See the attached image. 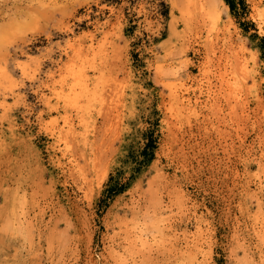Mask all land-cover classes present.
I'll list each match as a JSON object with an SVG mask.
<instances>
[{
  "label": "rangeland",
  "instance_id": "rangeland-1",
  "mask_svg": "<svg viewBox=\"0 0 264 264\" xmlns=\"http://www.w3.org/2000/svg\"><path fill=\"white\" fill-rule=\"evenodd\" d=\"M0 81V264H264V0H0Z\"/></svg>",
  "mask_w": 264,
  "mask_h": 264
},
{
  "label": "bare ground",
  "instance_id": "bare-ground-1",
  "mask_svg": "<svg viewBox=\"0 0 264 264\" xmlns=\"http://www.w3.org/2000/svg\"><path fill=\"white\" fill-rule=\"evenodd\" d=\"M81 50H82V49H81ZM90 50H91V49H90ZM78 51H79V50H78ZM80 52H81V51H80ZM84 52H85V51H84ZM92 52H93V50H92ZM77 54H79V53H77ZM77 54H75V55H77ZM79 56H80V55H79ZM79 56H77V57L79 58ZM83 56H84V55H83ZM85 56H86V55H85ZM87 57H89V56H87ZM75 58H76V56H75ZM81 58H82V57H81ZM83 58H84V57H83ZM80 60H81V59H80ZM80 60H79V63H80ZM85 60H86V59H85ZM246 60H247V59H246ZM252 60H253V59H252ZM86 61H87V60H86ZM86 61H85V62H86ZM89 61H90V60H89ZM89 61H87V62H89ZM253 61H254V60H253ZM241 62H242V61H241ZM89 63H90V62H89ZM247 63H248V61H247ZM80 64H81V63H80ZM83 64H84V63H83ZM87 64H88V63H87ZM75 65H78V64H75ZM88 65H90V64H88ZM241 65H242V64H241ZM247 65H248V64H247ZM242 66H243V65H242ZM20 67H21V66H20ZM250 67H251V66H250ZM250 67H249V68H250ZM4 69H6V68H4ZM21 69H22V68H21ZM75 69H76V68H75ZM251 69H252V68H251ZM243 70H244V69H243ZM83 72H85V71H83ZM255 72H256V71H255ZM2 73H3V72H2ZM4 73H6V71H4ZM70 73H71V72H70ZM247 73H248V72H247ZM252 73H253V72H252ZM81 75H83V74H81ZM240 75H241V74H240ZM9 76H10V75H9ZM9 76H8V77H9ZM78 76H79V75H78ZM75 77H76V76H75ZM75 77H74V78H75ZM79 77H80V76H79ZM240 77H241V76H240ZM76 78H77V77H76ZM177 78H178V77H177ZM2 79H3V78H2ZM10 79H11V77L9 78V80H10ZM12 79H13V78H12ZM70 79H71V78H70ZM70 79H68V80H69L68 83H70ZM72 79H73V78H72ZM226 79H227V77H226ZM81 80H82V78H81ZM88 80H89V79H88ZM179 80H181V79H179ZM230 80H231V79H230ZM72 81H75V80H72ZM227 81H228V80H227ZM1 82H3V81H0V83H1ZM13 82H14V81H13ZM86 82H87V81H86ZM83 83H84V82H83ZM3 84H4V83H3ZM7 84H8V83H7ZM222 84H223V83H222ZM224 84H225V83H224ZM20 85H21V83L19 84V86H20ZM82 85H83V84H82ZM237 85H238V84H237ZM14 86H15V85H14ZM16 86H17V85H16ZM84 86H85V85H84ZM84 86H83V87H84ZM64 87H65V86H64ZM87 87H88V86H87ZM90 87H91V86H90ZM84 88H85V87H84ZM68 90H69V88H68ZM77 90H78V89H77ZM89 90H90V89H89ZM91 90H92V93H93V92H94L93 89H91ZM172 90H173V89H172ZM66 91H67V90H66ZM66 91H65V93H66ZM73 91H74V89H73ZM85 91H86V90H85ZM62 92H63V91H62ZM235 92H236V91H235ZM86 93H87V92H86ZM88 93H90V92H88ZM174 93H175V92H174ZM176 93H178V92L176 91ZM179 93H180V92H179ZM82 94H83V93H82ZM182 94H183V93H182ZM90 95H91V94H90ZM172 95H173V94H172ZM178 95H180V94H178ZM75 96H76V94H75ZM80 96L82 97L83 95H80ZM88 96H89V95H88ZM238 96H239V95H238ZM238 96H237V99H238ZM61 97H62V96H61ZM93 97H94V96H93ZM187 97H188V96H187ZM239 97H240V96H239ZM241 97H242V95H241ZM83 98H84V97H83ZM178 98H179V97H178ZM64 99H65V98H64ZM74 99H76V98H74ZM78 99H79V98H78ZM78 99H77V100H78ZM85 99H86V98H85ZM85 99H84V100H85ZM91 99L93 100V98H91ZM182 99H183V101H184L183 103H187L186 105L184 104V106H182V107H183L182 109L186 110L185 113H186L187 111H190V113H191V112L193 113V111H194V112L196 111V110H195V109H196L195 105H192V104H191L192 101H190L189 99H186V97H184V96L182 97ZM59 100H60V99H59ZM87 100H88V99H87ZM177 100H179V99H177ZM0 101H1V100H0ZM4 101H5V100H4ZM4 101L2 100L1 102H4ZM63 101H65V100H63ZM73 101H74V100H73ZM73 101H72V102H73ZM75 101H76V100H75ZM89 101H90V100H89ZM89 101H88V102H89ZM5 102H6V101H5ZM5 102H4V103H5ZM60 102H61V101H60ZM60 102H58V103H60ZM66 102H69V101H66ZM66 102H65V103H66ZM78 102H79V101H78ZM78 102H76V103H78ZM85 102H87V101L85 100ZM82 103H83V102H82ZM89 103H90V102H89ZM194 103H195V102H194ZM67 104H68V103H67ZM74 104H75V103H74ZM74 104H73V106H75ZM86 104H88V103H86ZM90 104H91V103H90ZM196 105H197V104H196ZM66 106H67V105H66ZM69 106H70V105H69ZM76 106H78V105L76 104ZM63 107H64V104H63ZM83 107H84V106H83ZM88 107H89V105H88ZM170 107H171V106H170ZM69 108H70V107H69ZM71 108H72V107H71ZM85 108H86V107H85ZM171 108H172V107H171ZM171 108H169V109H171ZM81 109H82V108H81ZM88 109H90V107H89ZM88 109L86 108L87 112H88ZM172 109H173V108H172ZM171 111H174V110H171ZM244 111H245V110H244ZM79 112H80V111H79ZM83 112H84V109H83ZM247 112H248V111H247ZM89 113H90V112H89ZM170 114H171V113H170ZM179 114H180V113H179ZM79 115H80V114H79ZM68 116H69V115H68ZM174 116H175V115H174ZM83 117H84V116H83ZM83 117H82V120H83ZM190 117H191V116H190ZM177 118H178V117H177ZM77 119H78V118H77ZM171 120H172V119H171ZM186 120H187V117H186ZM83 121H84V120H83ZM66 123H67V122H66ZM84 123H85V122H84ZM63 125H64V124H63ZM70 125H71V124H70ZM179 125H180V124H179ZM67 126H68V125H67ZM174 126H175V124H174ZM71 127H72V126H71ZM64 129H65V128H64ZM66 130H67V129H66ZM64 131H65V130H64ZM61 133H62V132H61ZM67 133H68V132H67ZM69 133H70V132H69ZM74 133H76V132H74ZM52 134H53V133H51V135H52ZM56 135H57V134H56ZM58 136H59V135H57V137H58ZM60 136H61V135H60ZM64 136H65V135H64ZM56 139H57V138H56ZM78 141H79V140H78ZM55 143H56V142H55ZM55 143H54V144H55ZM56 144H57V143H56ZM57 148H58V147H57ZM89 156H90V155H89ZM73 163H74V162H73ZM73 163H72V164H73ZM74 165H75V164H74ZM79 170H80V169H79ZM25 217H26V216H25ZM20 222H21V221H20ZM26 222H27V221H25V223H26ZM23 223H24V222H23ZM259 232H260V231H259ZM259 232H258V233H259ZM260 233H261V232H260ZM202 259H203V258H202Z\"/></svg>",
  "mask_w": 264,
  "mask_h": 264
},
{
  "label": "trees",
  "instance_id": "trees-1",
  "mask_svg": "<svg viewBox=\"0 0 264 264\" xmlns=\"http://www.w3.org/2000/svg\"><path fill=\"white\" fill-rule=\"evenodd\" d=\"M229 5H230V7H231L232 10L235 9V4L232 1H230Z\"/></svg>",
  "mask_w": 264,
  "mask_h": 264
}]
</instances>
